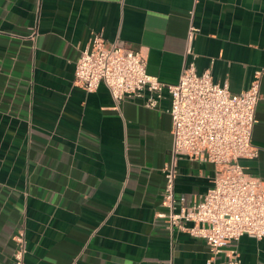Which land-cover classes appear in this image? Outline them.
<instances>
[{
  "label": "crops",
  "instance_id": "obj_1",
  "mask_svg": "<svg viewBox=\"0 0 264 264\" xmlns=\"http://www.w3.org/2000/svg\"><path fill=\"white\" fill-rule=\"evenodd\" d=\"M191 28L198 73L234 93L258 78L257 154L239 163L264 184V0H0V264H11L18 230L24 264H206L204 240L159 216L168 97L147 107L74 83L95 37L140 51L149 74L176 83ZM214 175L180 155L175 195L191 204ZM231 250L264 264V238L242 235L216 262Z\"/></svg>",
  "mask_w": 264,
  "mask_h": 264
},
{
  "label": "built area",
  "instance_id": "obj_2",
  "mask_svg": "<svg viewBox=\"0 0 264 264\" xmlns=\"http://www.w3.org/2000/svg\"><path fill=\"white\" fill-rule=\"evenodd\" d=\"M194 32L191 28L185 47V54L191 58L176 83H164L149 74L140 51L117 41L104 46L100 37L80 52L74 83L86 92L95 91L103 83L115 102L133 99L147 107H156L164 96L168 97L171 146L161 168V204L165 211L159 216L166 219L170 230L204 240L209 252L206 264H241L234 250L225 262H216V258L242 235L264 238V184L239 163L240 158L257 154L251 137L260 98L259 82L256 78L249 88L234 93L226 84L214 82L210 70L198 73L192 52ZM180 155L215 167L212 186L191 204L174 191ZM12 241L11 264H24V231L14 233Z\"/></svg>",
  "mask_w": 264,
  "mask_h": 264
}]
</instances>
